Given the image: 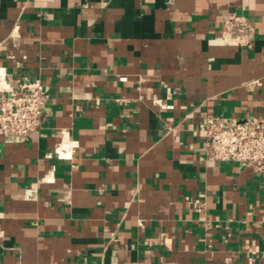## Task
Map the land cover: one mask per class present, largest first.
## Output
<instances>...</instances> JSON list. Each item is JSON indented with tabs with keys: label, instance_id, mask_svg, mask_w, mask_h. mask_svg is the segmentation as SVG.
Segmentation results:
<instances>
[{
	"label": "crops",
	"instance_id": "1",
	"mask_svg": "<svg viewBox=\"0 0 264 264\" xmlns=\"http://www.w3.org/2000/svg\"><path fill=\"white\" fill-rule=\"evenodd\" d=\"M0 72L49 94L0 129V264H264V178L204 130L264 117V0H0Z\"/></svg>",
	"mask_w": 264,
	"mask_h": 264
},
{
	"label": "built area",
	"instance_id": "2",
	"mask_svg": "<svg viewBox=\"0 0 264 264\" xmlns=\"http://www.w3.org/2000/svg\"><path fill=\"white\" fill-rule=\"evenodd\" d=\"M255 27L245 16L224 21L223 39L237 46L247 45L255 35ZM0 129L8 141L22 142L41 126L42 114L49 94L40 81H26L17 88L7 83L0 72ZM206 155L213 161H235L251 167L264 178V117L243 120L222 116L207 117L204 121Z\"/></svg>",
	"mask_w": 264,
	"mask_h": 264
}]
</instances>
